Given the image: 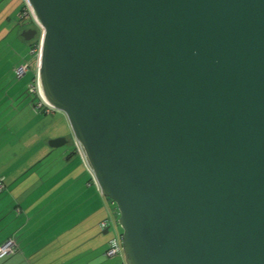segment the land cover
Listing matches in <instances>:
<instances>
[{
    "label": "water",
    "instance_id": "water-1",
    "mask_svg": "<svg viewBox=\"0 0 264 264\" xmlns=\"http://www.w3.org/2000/svg\"><path fill=\"white\" fill-rule=\"evenodd\" d=\"M25 1L125 264H264V0Z\"/></svg>",
    "mask_w": 264,
    "mask_h": 264
},
{
    "label": "crops",
    "instance_id": "crops-1",
    "mask_svg": "<svg viewBox=\"0 0 264 264\" xmlns=\"http://www.w3.org/2000/svg\"><path fill=\"white\" fill-rule=\"evenodd\" d=\"M23 3L24 0H0L1 45L8 47L12 43L24 47L26 44L22 40L26 38L21 35V32L27 28L38 30L36 24L27 27L22 24L24 21L16 20V13ZM10 32L13 34L11 41L3 44L5 36ZM34 43L33 41L27 43L28 54L14 64L16 66L22 61L29 62L32 69L31 75L24 86L13 89L9 95V98L12 95L11 105L14 109L28 108V112L32 115L31 118L35 119L33 125L39 123L40 117L36 115L39 112L32 108L31 96L25 94L24 90L36 69L37 51L32 50ZM5 93H8V90ZM6 104L10 105L9 102ZM61 121L59 125L66 126L65 119ZM35 135L33 131L31 136L35 137ZM55 135L66 138V135L61 134L42 135L40 138L50 139L57 137ZM43 145L48 144L44 142ZM60 145H48L50 148L46 151L42 146L31 151L29 155L34 159L28 166L37 162V165H42L53 149L61 147ZM54 158L55 160L57 158L59 166L51 172L50 177H53L51 178L53 182L49 184L57 182L59 189L39 202L36 208L32 207L34 197H29V193L23 194L21 191L13 193L12 189L7 186L6 176L0 173L4 183L1 191L7 190L5 193L12 200V215L14 216V219L9 220L11 228L5 234L3 233V239L11 236L16 243L13 252L0 257V264H118L120 256L104 254L107 240L110 237L105 236L104 233L107 230L104 232V228L99 226V221L107 214L114 215L113 207L110 205L112 201L99 191L74 141L71 148L67 146L60 148ZM25 171L26 168L21 173L24 174ZM7 195L4 194L1 198L6 196L10 201ZM16 207L19 208L18 211H15ZM2 208L3 206L0 208V214Z\"/></svg>",
    "mask_w": 264,
    "mask_h": 264
},
{
    "label": "rangeland",
    "instance_id": "rangeland-1",
    "mask_svg": "<svg viewBox=\"0 0 264 264\" xmlns=\"http://www.w3.org/2000/svg\"><path fill=\"white\" fill-rule=\"evenodd\" d=\"M22 24L27 27L32 24L35 26L34 19L31 18L24 20ZM12 35V32L8 33L2 43L5 44V42L7 43L11 41ZM38 36L39 32L36 29V32L31 38L22 40L26 44L24 47L20 44L15 45L10 43L11 46L8 47L0 44V52H2L0 56V160L2 161L0 164V173H3L6 176L5 181L7 186L9 189H12L13 193L21 191L23 194L29 193V197H34V204L32 207L35 208L38 207L39 202L44 198L50 196L51 193L53 194L59 189L57 182L49 184V182H53L51 181V178L53 179V177H50L51 172L59 166V163L57 162L58 160L57 158L55 160L54 156L58 153L60 148L63 149L65 146L71 148L73 144L69 126L61 111L54 109L52 112H39L36 114L40 117L39 123L33 125L35 119L31 118L32 115L28 112V108H20L16 110L11 105L12 95L10 98L9 95L13 89L24 86L26 81H28L32 70L29 66L28 70L22 76L16 77L13 72V66L21 57L28 54L27 43L29 41L35 43L39 41ZM6 50L7 52H5ZM29 56L30 55H28V57ZM6 90H8V93H5ZM16 101L17 99L15 102ZM8 102L10 105L6 104ZM63 118L65 119L66 126H64V124L62 126L59 125ZM33 131L36 133L35 137L31 136ZM50 134L66 135V142L60 145L61 147L53 149L49 158H46L42 165H37V162L32 166H28L34 159L33 156L31 157L29 155L31 151L33 152L41 146L45 151L50 148L48 145H43L44 142L47 144L49 138H40L42 135L47 136ZM24 168H26V171L23 174L21 171H23ZM17 174L18 178L16 177ZM6 191L0 192V208L3 206V210L0 214V242L4 240L3 235L5 232L7 230L9 231L11 228V226H9V220L14 217L12 215V200L10 196L5 193ZM4 194L9 197L10 201L6 196L5 198H1ZM110 205L113 207L114 215H112V213H110V215L107 214L111 219L107 232L104 233L107 237L114 236L115 234L119 235L121 231L116 222L118 212L115 204L112 203ZM115 230L117 232H115Z\"/></svg>",
    "mask_w": 264,
    "mask_h": 264
},
{
    "label": "built area",
    "instance_id": "built-area-1",
    "mask_svg": "<svg viewBox=\"0 0 264 264\" xmlns=\"http://www.w3.org/2000/svg\"><path fill=\"white\" fill-rule=\"evenodd\" d=\"M16 17L18 18L19 21L22 22L24 20H27L28 18L33 19L31 8L25 0L22 6L17 11ZM38 46H39V41L37 43H34L32 50L37 51ZM28 68H29V63L27 61L20 62L14 67L15 76L17 77L22 76L28 70ZM26 90L35 96V100L33 104V108L35 110H43L44 112H52L54 110V108L45 100V98L43 97L40 91L36 69L31 80L26 85ZM3 187H4L3 178L2 176H0V191L3 189ZM18 210L19 208L16 207L15 211ZM110 222H111L110 218L104 217L100 220L99 225L102 228L108 229ZM15 245L16 243L13 237L11 236L6 237L2 242H0V257L9 254L10 252H13ZM104 254L107 256L118 255L121 257L120 262L118 264H125L123 259L121 244H120V233L119 235L115 234L109 240V245L107 246V248H105Z\"/></svg>",
    "mask_w": 264,
    "mask_h": 264
},
{
    "label": "trees",
    "instance_id": "trees-1",
    "mask_svg": "<svg viewBox=\"0 0 264 264\" xmlns=\"http://www.w3.org/2000/svg\"><path fill=\"white\" fill-rule=\"evenodd\" d=\"M16 20H18V18L15 16ZM19 21V20H18ZM29 63V62H28ZM30 66V65H29ZM15 67V66H14ZM14 67H13V72H14ZM17 77V76H16ZM24 93L27 94V95H30L31 96V105H32V108H33V104H34V100H35V96L33 94H31L30 92H28L26 90V87H25V90H24ZM34 109V108H33ZM35 110V109H34ZM37 112H44L43 110H35ZM113 203V202H112ZM107 218H109V215L106 216ZM105 217V218H106ZM100 222V221H99ZM100 226V225H99ZM102 228V227H101ZM113 236H111L108 240H107V246L109 245V240L112 238ZM106 246V248H107ZM105 250V249H104Z\"/></svg>",
    "mask_w": 264,
    "mask_h": 264
},
{
    "label": "flooded vegetation",
    "instance_id": "flooded-vegetation-1",
    "mask_svg": "<svg viewBox=\"0 0 264 264\" xmlns=\"http://www.w3.org/2000/svg\"><path fill=\"white\" fill-rule=\"evenodd\" d=\"M28 33H29L28 31H25V35H28Z\"/></svg>",
    "mask_w": 264,
    "mask_h": 264
}]
</instances>
